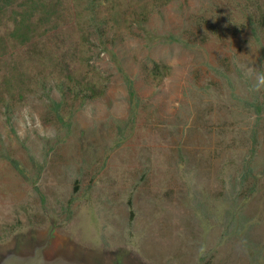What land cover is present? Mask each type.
Instances as JSON below:
<instances>
[{
    "label": "rangeland",
    "instance_id": "rangeland-1",
    "mask_svg": "<svg viewBox=\"0 0 264 264\" xmlns=\"http://www.w3.org/2000/svg\"><path fill=\"white\" fill-rule=\"evenodd\" d=\"M44 2L30 42L0 21V246L53 226L123 264H264V0Z\"/></svg>",
    "mask_w": 264,
    "mask_h": 264
},
{
    "label": "trees",
    "instance_id": "trees-1",
    "mask_svg": "<svg viewBox=\"0 0 264 264\" xmlns=\"http://www.w3.org/2000/svg\"><path fill=\"white\" fill-rule=\"evenodd\" d=\"M108 1V0H107ZM48 2V0H47ZM59 0H55V4H58ZM18 7V11H11V17L14 23L17 25L15 26L13 32H11V36L13 38H17V40L21 43H27L30 42L32 39L33 33L36 31V27L34 28V25L32 23V18L35 17L36 12H42L43 15L41 16L42 18L40 19L41 24H47L50 21V17L53 16L54 11L46 9V3L44 0H0V21L5 18L4 15L6 14L8 8L13 7V6ZM51 8V7H50ZM145 14L144 12L140 13ZM248 25L252 32L257 31L258 25L261 27L264 25V13L262 14L260 20H258V23L254 20V17L250 16L248 18ZM39 22V23H40ZM48 31V29L46 28ZM168 71V68L166 66H160L157 63L153 64V67L150 70V77L153 79H158L166 74ZM66 84H61L59 90L62 92L64 95V91L68 92L69 94L72 93L74 94L75 98H78L81 96V99L84 101L86 99H94L96 98V93L94 86H88L84 85L81 82L75 81L70 73L66 74ZM9 81L7 80L6 83ZM78 86V91L75 90V87ZM65 87V89H63ZM85 90V92H84ZM89 91L88 94L86 92ZM131 96H134V92L129 88L128 92ZM19 97H21V92H18ZM52 105V110L55 113V119L56 121L66 130H69L70 128V120L64 121L62 116L59 114L58 110L62 106V101L56 102V101H51ZM250 107H252L254 113L256 114L255 116L259 118L262 112V104L258 103H250ZM10 163L14 166V168L23 175V171L19 169L18 164L15 161H10ZM39 167V166H38ZM40 169V167H39Z\"/></svg>",
    "mask_w": 264,
    "mask_h": 264
},
{
    "label": "water",
    "instance_id": "water-1",
    "mask_svg": "<svg viewBox=\"0 0 264 264\" xmlns=\"http://www.w3.org/2000/svg\"><path fill=\"white\" fill-rule=\"evenodd\" d=\"M0 264H123L118 258H104L56 239L54 227L33 233L14 244L0 246Z\"/></svg>",
    "mask_w": 264,
    "mask_h": 264
},
{
    "label": "clouds",
    "instance_id": "clouds-1",
    "mask_svg": "<svg viewBox=\"0 0 264 264\" xmlns=\"http://www.w3.org/2000/svg\"><path fill=\"white\" fill-rule=\"evenodd\" d=\"M257 80H258V85H257V86H259V85H261V84H264V74L259 75V76L257 77Z\"/></svg>",
    "mask_w": 264,
    "mask_h": 264
}]
</instances>
